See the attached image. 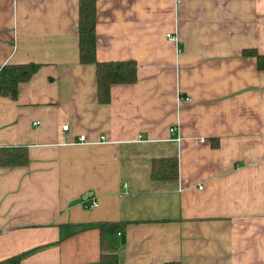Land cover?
Instances as JSON below:
<instances>
[{
	"label": "crops",
	"instance_id": "0c3cea01",
	"mask_svg": "<svg viewBox=\"0 0 264 264\" xmlns=\"http://www.w3.org/2000/svg\"><path fill=\"white\" fill-rule=\"evenodd\" d=\"M80 1L0 0V69L41 64L0 94V148L28 150L0 165V262L98 264L100 229L77 228L117 222L120 264H264V70L243 53L264 54V0H94L97 59L138 66L108 103Z\"/></svg>",
	"mask_w": 264,
	"mask_h": 264
},
{
	"label": "trees",
	"instance_id": "16d2710c",
	"mask_svg": "<svg viewBox=\"0 0 264 264\" xmlns=\"http://www.w3.org/2000/svg\"><path fill=\"white\" fill-rule=\"evenodd\" d=\"M96 5L94 0L80 1V59L82 63H94L97 68L98 100L108 103L111 100V89L115 84L134 83L138 78V66L135 60L99 61L97 59ZM243 53L257 59L258 69L264 70V54L255 48H246ZM36 62L6 64L0 69V94L16 99L20 84L28 81L40 68ZM28 162L26 146H4L0 148V165L4 167L24 166ZM153 179H174L179 177V159L173 157L155 158L152 164ZM100 229L101 256L98 264H120L117 253V231L122 227L117 222H100L86 226ZM70 231L64 233V237ZM28 253V252H26ZM16 255L0 264H20L23 256ZM178 264V262H166Z\"/></svg>",
	"mask_w": 264,
	"mask_h": 264
},
{
	"label": "built area",
	"instance_id": "2783aa9c",
	"mask_svg": "<svg viewBox=\"0 0 264 264\" xmlns=\"http://www.w3.org/2000/svg\"><path fill=\"white\" fill-rule=\"evenodd\" d=\"M167 37L172 39V40H176V41L179 40V38L177 36H174L173 34H170V33L167 34ZM185 99L190 100V97L189 98L187 97ZM69 128H70L69 125L63 126V129L66 130V131L69 130ZM170 130H171L172 134H176L179 131L177 126H172L170 128ZM79 140H80L81 143L86 142V136L84 134L80 135ZM105 142H106V140H105ZM98 205H99V202L97 200V197H92L91 201H87L86 200L85 203H84V207L86 209H90V210L95 208V207H97Z\"/></svg>",
	"mask_w": 264,
	"mask_h": 264
}]
</instances>
